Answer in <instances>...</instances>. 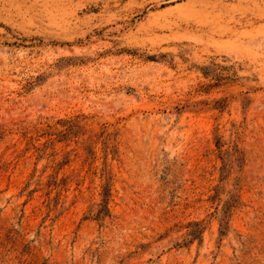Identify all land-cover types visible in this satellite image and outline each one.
<instances>
[{
	"label": "rangeland",
	"instance_id": "374dc122",
	"mask_svg": "<svg viewBox=\"0 0 264 264\" xmlns=\"http://www.w3.org/2000/svg\"><path fill=\"white\" fill-rule=\"evenodd\" d=\"M0 264H264V0H0Z\"/></svg>",
	"mask_w": 264,
	"mask_h": 264
}]
</instances>
